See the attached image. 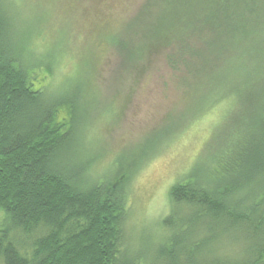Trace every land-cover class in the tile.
<instances>
[{
    "label": "trees",
    "instance_id": "1",
    "mask_svg": "<svg viewBox=\"0 0 264 264\" xmlns=\"http://www.w3.org/2000/svg\"><path fill=\"white\" fill-rule=\"evenodd\" d=\"M9 2L0 0V264H145L147 256L152 257L141 255L145 251L129 254L125 224L131 174L155 150L141 145L122 153L113 160L111 172L101 176L90 173L84 148L99 103L89 84L111 49L122 67L158 50L173 70L187 68L194 81L190 91L196 105L191 108L200 104L198 114L209 109L211 101H233L211 134L238 109L237 130L220 144H211L205 168L190 165L168 188L169 211L159 220L164 237L155 258L179 264L184 252L183 264H264V82L242 93L224 92L223 85L215 84L218 92L212 99L211 89L201 95L198 78L210 69L206 72L199 53L206 46L193 37L195 32L208 35L214 26L231 40L234 54L227 59L218 54L215 68L228 62L235 57V46L250 39L260 0H145L134 20L145 39L137 43L104 31L88 58L89 78L64 73L57 83L51 80L52 52L27 55L24 43L13 36ZM202 216L211 220L208 230H242L246 257L227 261L216 254L223 241L198 222ZM206 245L214 248L215 256L194 261L191 256Z\"/></svg>",
    "mask_w": 264,
    "mask_h": 264
},
{
    "label": "rangeland",
    "instance_id": "2",
    "mask_svg": "<svg viewBox=\"0 0 264 264\" xmlns=\"http://www.w3.org/2000/svg\"><path fill=\"white\" fill-rule=\"evenodd\" d=\"M9 1L13 36L24 43L27 55L41 56L45 50L52 52L55 70L51 80L56 83L64 73L69 78H89L88 58L95 52V42L104 31L121 33L137 43L144 38V31H138L134 20L145 0ZM104 21L109 23L103 24ZM218 31L211 25L206 36L194 33L193 37L201 39L206 46L199 53L201 57L204 55L206 72L210 69L206 77L198 78L196 90L203 95L211 89L212 99L218 92L216 85H223L220 87L224 92L230 89L242 93L246 87V91L251 90L253 85L258 89L264 82V0H260L250 39L236 44L235 57L215 68L218 54L223 59L234 56L231 40ZM248 41L250 44L244 48ZM146 53L141 57V64L131 67H122L113 49L103 56L89 84L99 103L86 130L84 148L89 157L90 173L98 172L101 176L111 172L113 160L122 153L135 152L141 145L155 150L153 156L140 160L131 174L125 230L132 248L129 254L134 250L145 251L146 254L141 255L152 256H147L145 264H162L155 258V250L163 242L164 233L162 235L158 227L159 220L169 211L168 188L190 165L205 168L204 162L210 160L213 153L211 144H220L237 130L238 109L211 134L224 113L231 111L230 102L233 101H211L209 109L198 114L195 110L200 104L191 108L196 105L190 91L194 89V81L187 68L180 66L173 70L158 50L150 55ZM87 54L89 56L83 57ZM71 59L78 61L72 63ZM198 222L210 233L212 231L218 241H223L220 243L223 248L215 249L221 258L228 261L246 257L247 239L242 230L223 227L208 230L211 220L204 216ZM182 246L186 247L183 236ZM213 249L206 245L191 258L194 261L211 259L215 256ZM184 258L182 252L179 264L184 263Z\"/></svg>",
    "mask_w": 264,
    "mask_h": 264
}]
</instances>
